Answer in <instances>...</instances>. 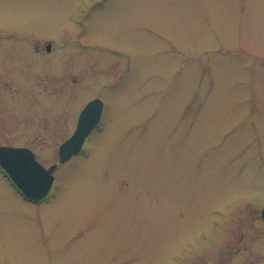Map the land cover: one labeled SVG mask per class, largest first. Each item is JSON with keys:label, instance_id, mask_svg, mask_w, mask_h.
<instances>
[{"label": "rangeland", "instance_id": "1", "mask_svg": "<svg viewBox=\"0 0 264 264\" xmlns=\"http://www.w3.org/2000/svg\"><path fill=\"white\" fill-rule=\"evenodd\" d=\"M0 144L59 163L0 172V264H264V0H0Z\"/></svg>", "mask_w": 264, "mask_h": 264}, {"label": "water", "instance_id": "2", "mask_svg": "<svg viewBox=\"0 0 264 264\" xmlns=\"http://www.w3.org/2000/svg\"><path fill=\"white\" fill-rule=\"evenodd\" d=\"M50 48V45L47 46ZM103 102L94 99L83 109L77 129L73 135L60 146V160L65 161L80 151L86 136L99 120ZM0 163L23 192L33 199H41L50 191L53 182V170L56 164L45 168L35 157L33 151L26 147L0 146ZM39 171L43 179L37 175ZM264 216V208H263Z\"/></svg>", "mask_w": 264, "mask_h": 264}, {"label": "flooded vegetation", "instance_id": "3", "mask_svg": "<svg viewBox=\"0 0 264 264\" xmlns=\"http://www.w3.org/2000/svg\"><path fill=\"white\" fill-rule=\"evenodd\" d=\"M45 48H46V47H45ZM46 50H47V51H51V48H50L49 50L46 48ZM95 96H97V95H95ZM95 96H93V97H95ZM93 97H91V98H93ZM91 98H89L88 100H86V102L89 101ZM86 102H85L84 104H86ZM82 107H83V106H82ZM82 107H81V108H82ZM81 108H80V110H78V112L76 113L75 122H77V119H78V116H79V111H81ZM104 113H105V106H104V112L102 113V117H101L100 123H101V121H102L103 115H105ZM75 122H74V123H75ZM100 123H99V125L97 126V128L100 126ZM102 123H103V122H102ZM72 130H73V129H72ZM71 132H72V131H71ZM71 132L68 134V136H66L64 139H62L61 142H63L67 137H69V135L71 134ZM61 142H60V143H61Z\"/></svg>", "mask_w": 264, "mask_h": 264}, {"label": "snow or ice", "instance_id": "4", "mask_svg": "<svg viewBox=\"0 0 264 264\" xmlns=\"http://www.w3.org/2000/svg\"><path fill=\"white\" fill-rule=\"evenodd\" d=\"M37 175H38L39 179H41V180L43 179V177H42V175H40L39 171H37Z\"/></svg>", "mask_w": 264, "mask_h": 264}]
</instances>
